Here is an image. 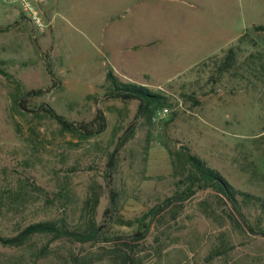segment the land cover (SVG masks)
Here are the masks:
<instances>
[{
  "label": "rangeland",
  "instance_id": "rangeland-1",
  "mask_svg": "<svg viewBox=\"0 0 264 264\" xmlns=\"http://www.w3.org/2000/svg\"><path fill=\"white\" fill-rule=\"evenodd\" d=\"M4 9L0 26L11 27L0 32V70L7 75L0 73V190L31 186L25 210L0 211L1 236L59 217L73 225L90 195L97 196L100 222L110 189L116 206L105 231L131 235L144 213L178 190L182 147L258 198H240V209L253 229L264 231V34L252 30L264 25V0H45L52 26L36 37L16 6L0 3V13ZM232 46L234 68L217 74L216 63ZM47 68L60 80L51 90ZM108 69L122 82L164 95L169 113L148 123L135 119L137 101L104 99ZM17 89L45 90L28 107L46 103L70 121H89L100 108L106 130L86 140L62 133L41 112L15 110ZM214 202L211 190L195 191L147 264H264V237L233 230ZM205 206L216 209L215 219L204 214ZM156 235L152 224L147 245H157ZM221 238L233 248L209 259ZM45 240L36 236L24 248L0 245V264H70V253L97 251L55 242L37 258Z\"/></svg>",
  "mask_w": 264,
  "mask_h": 264
},
{
  "label": "trees",
  "instance_id": "trees-1",
  "mask_svg": "<svg viewBox=\"0 0 264 264\" xmlns=\"http://www.w3.org/2000/svg\"><path fill=\"white\" fill-rule=\"evenodd\" d=\"M20 18L24 20L21 15ZM10 26L0 29V32L7 30ZM252 30L255 33L264 34V25L253 26ZM246 36L247 34H244L240 37L239 42H242ZM236 59L237 50L232 46L227 49L224 55L219 58V62L216 63V73L224 74L232 70L236 64ZM47 72L51 82L48 90L58 87L60 80L56 78L51 69L47 68ZM0 73L7 76L1 70ZM105 82L107 87L103 95L104 99L120 100L122 102L135 100L138 102L136 120L142 118L150 123L156 109L170 106L168 99L164 95L155 93L149 88L136 83L122 82L114 75L111 69H108L105 74ZM44 92L45 90L42 89L28 91L17 89V93L11 99L12 105L15 110L32 113L34 116H38V113L41 112L55 121L62 133L79 137L81 140L98 136L106 130V117L100 108L96 110L91 120L80 122L70 121L66 117L57 114L46 103L40 104L35 109H30L27 102L33 97L41 96ZM112 159L113 154L110 155L108 162L109 170L114 168ZM178 168L180 170V179L177 187L178 190L184 187V190H177L174 195L144 213L139 219V228L131 235L109 236L105 231L107 224L114 216L116 206L114 190L110 189V202L103 211L102 221L98 222L96 220L97 196L90 195L83 202L77 223L71 225L65 218L59 217L29 223L24 227L18 226L14 235H0V245L24 248L30 244L34 237L38 236L46 240L37 250V258L48 255L51 251L50 245L52 243L66 242L80 247H97V251H92L90 254L79 255L70 253V264H93L103 260L110 261L112 264H147L155 255H159L161 252L159 245L163 241L162 239L168 236L179 214L182 212L184 204L197 190H211L215 199V206L222 207L221 210L233 230L243 235H260L264 237V231L253 229L240 209V198L244 202L258 201V198L234 188L217 170L207 166L205 161L191 154L187 148H180ZM28 186H31L29 181L25 182V184H20L18 188L6 185L0 190V211H4L7 214L11 212L17 214L25 210L30 202L29 194L26 190ZM45 202L47 206H50L53 200L49 195H46ZM204 214L212 218L217 213L212 206H205ZM152 224L155 225L157 232L154 240L158 243L155 247H151L146 243L149 228ZM232 248L230 241L221 238L209 252L208 258L213 259L225 256Z\"/></svg>",
  "mask_w": 264,
  "mask_h": 264
},
{
  "label": "built area",
  "instance_id": "built-area-1",
  "mask_svg": "<svg viewBox=\"0 0 264 264\" xmlns=\"http://www.w3.org/2000/svg\"><path fill=\"white\" fill-rule=\"evenodd\" d=\"M43 2L44 0H0L2 4L14 5L18 8L19 15L24 17L35 37L44 34L52 26V21L46 18L42 8ZM168 113L167 108H161L154 112L153 119L160 120Z\"/></svg>",
  "mask_w": 264,
  "mask_h": 264
},
{
  "label": "crops",
  "instance_id": "crops-1",
  "mask_svg": "<svg viewBox=\"0 0 264 264\" xmlns=\"http://www.w3.org/2000/svg\"><path fill=\"white\" fill-rule=\"evenodd\" d=\"M44 2H45V0H44ZM43 2V3H44ZM2 4V3H1ZM42 8H43V5H42ZM0 14H3V16H5V9H4V11H2ZM8 26H10V25H8ZM7 27V26H6ZM11 27V26H10ZM2 28H4V27H2V26H0V29H2ZM8 30V29H7ZM5 31V30H4ZM4 31H2V32H4ZM3 51V48L0 46V53Z\"/></svg>",
  "mask_w": 264,
  "mask_h": 264
}]
</instances>
